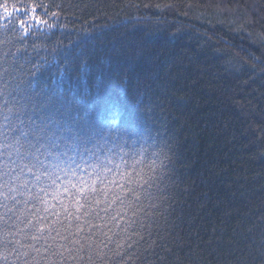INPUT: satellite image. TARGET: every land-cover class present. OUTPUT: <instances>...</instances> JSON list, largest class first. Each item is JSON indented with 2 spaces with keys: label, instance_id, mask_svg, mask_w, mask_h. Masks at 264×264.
Listing matches in <instances>:
<instances>
[{
  "label": "trees",
  "instance_id": "1",
  "mask_svg": "<svg viewBox=\"0 0 264 264\" xmlns=\"http://www.w3.org/2000/svg\"><path fill=\"white\" fill-rule=\"evenodd\" d=\"M23 3L36 6L18 13L27 34L0 18V69L15 78L10 85L41 66L50 92L63 93L73 111L98 97L110 107L127 96L141 116L132 137L113 133L99 154L103 160L111 148L133 179L116 175V184L98 185L100 203L74 222L82 231L69 229L74 247L85 245L83 259L65 264H264V0ZM141 148L135 168L157 177L151 187L132 169ZM152 160L166 167L151 173ZM18 227L14 239L28 256L18 259L0 243V264H49L27 247L35 243L47 256L44 241ZM4 228L0 222V241Z\"/></svg>",
  "mask_w": 264,
  "mask_h": 264
},
{
  "label": "snow or ice",
  "instance_id": "2",
  "mask_svg": "<svg viewBox=\"0 0 264 264\" xmlns=\"http://www.w3.org/2000/svg\"><path fill=\"white\" fill-rule=\"evenodd\" d=\"M35 7L29 9L23 0L11 6L9 0H0L3 10L0 18L9 19L13 30L18 24L27 34L30 25L18 13L27 15L29 11L34 12ZM31 77L27 82L20 81L13 86L10 81L15 78L9 69H0V81H3L0 84V97H3L0 104V222L5 225L0 243L5 251L14 252L18 259L21 255L27 257V252L19 251L25 245L14 239L22 231L18 225L24 224L32 230V241H44L41 247L47 253V256H41V249L35 243L30 244L27 247L36 253L33 260L65 264L68 260L83 259L81 253L85 245L74 247L79 241L70 239L74 234L69 229L75 227L77 233L82 231V226L74 222L81 221L82 216L92 215L93 204L100 203L97 197L104 189L98 185L116 184V175L126 181L133 179L128 172L120 171V164L114 163L111 148H107L109 155L103 160L99 154L105 151L107 137L112 136L115 142L117 136L113 133L120 140L125 136L132 137L141 116L137 104L128 102L127 96L119 105L113 103L110 107L98 97L88 108L73 111L65 106L63 93L50 92L41 66H36ZM105 112H111V119L105 118ZM116 147L123 151L124 144H116ZM146 151L141 148L133 152L136 158L132 169L151 187V181L157 177L141 176L135 168L136 164L143 163ZM162 151L152 155L159 158ZM120 159L127 163L124 156ZM164 160L170 161L171 157L164 154ZM164 160L159 164L152 160L146 167L155 173L158 168L166 167ZM119 187L123 189L124 185L119 184ZM84 222L88 223L87 220ZM12 226L17 230L12 231ZM57 238L66 243L57 244ZM4 259L6 261L7 256ZM88 259H92L91 255ZM23 264H28V260L25 259Z\"/></svg>",
  "mask_w": 264,
  "mask_h": 264
}]
</instances>
